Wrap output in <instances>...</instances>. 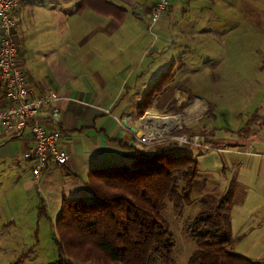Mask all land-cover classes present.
I'll use <instances>...</instances> for the list:
<instances>
[{"label":"crops","instance_id":"1","mask_svg":"<svg viewBox=\"0 0 264 264\" xmlns=\"http://www.w3.org/2000/svg\"><path fill=\"white\" fill-rule=\"evenodd\" d=\"M156 2L22 0L19 23L13 32L20 49L18 65L37 91L50 86L63 98L58 104L59 119L63 146L70 153V161L65 167H49L37 183L32 164L24 159L30 138L27 134L10 138L0 124L1 178L12 177L16 185L21 184L27 191L36 189L61 203L64 199L89 200L93 197L87 185L91 170L130 163L126 156L138 149L135 144L131 146L128 126L118 119L139 120L138 105L159 78L145 92L137 109L128 110L132 104L129 98L134 95L131 90L145 82V75L155 61L154 58L147 61L146 56L155 42L148 28L150 11ZM176 3L184 5L186 2L177 0ZM168 16L163 17L157 27L162 28ZM171 64L175 67L173 61L168 68ZM185 95L188 96L185 89L175 86L172 98L161 104L153 105V102L150 109H166L173 100L188 99ZM154 97L159 100L160 95ZM201 102L189 110V116L203 107ZM7 105L0 86V109ZM258 115L256 121L260 129L252 125V118L251 126L228 130L222 146L229 150L223 154L229 156L226 159L233 168L232 177L237 178L245 195L243 212L236 207L243 215L235 213L230 217L231 250L245 245L242 252L246 256H243L253 261L259 259V249L264 255V112ZM123 143H127V147ZM238 163L242 172L235 174Z\"/></svg>","mask_w":264,"mask_h":264},{"label":"rangeland","instance_id":"2","mask_svg":"<svg viewBox=\"0 0 264 264\" xmlns=\"http://www.w3.org/2000/svg\"><path fill=\"white\" fill-rule=\"evenodd\" d=\"M176 1L172 0L163 16L169 15L163 27L156 25L148 32L155 42L152 47L150 45L146 60L154 58L155 61L145 75V82L131 90L134 95L129 98L132 104L127 109L136 110L150 85L167 71L170 62L175 61V78L162 88L157 86L156 90L162 92L157 94L159 100L153 97L152 103L161 104L172 98L175 86L185 89L188 96L184 97L188 99L173 100L166 109H150L139 122L149 115L174 118V127L165 128L162 123L153 127L157 138L179 126L169 136L187 134L194 142L197 136L201 140L202 135H206L201 146H179L199 164L191 196L193 203L177 213L174 205L167 201L163 212L176 241L173 264H187L197 250L196 241L189 235L196 218L205 220L203 230L213 229L227 237L231 233V218L235 213L243 215L244 191L237 178L232 177L233 168L226 159L229 156L219 150L225 148L222 146L228 130L251 126L252 118V125L260 129L256 120L258 114L264 112V0H185L184 5L175 4ZM200 101L204 106L189 116L187 110ZM139 122L137 126H144ZM182 127L194 134L183 131ZM172 142L175 141L157 142L155 149L148 153L157 152L162 145ZM240 167L238 163L235 174ZM184 186L180 180L179 191ZM61 209V200H51L48 194L36 189L27 191L7 175L0 177V264H55L59 254L57 241L60 240L56 223ZM243 247H235L232 251L245 255ZM257 253L259 259H254L255 262H264L261 249Z\"/></svg>","mask_w":264,"mask_h":264},{"label":"trees","instance_id":"3","mask_svg":"<svg viewBox=\"0 0 264 264\" xmlns=\"http://www.w3.org/2000/svg\"><path fill=\"white\" fill-rule=\"evenodd\" d=\"M174 78L171 64L140 104L137 118L144 116L153 97L162 92L156 90L157 86L162 88ZM181 129L194 134L186 127ZM179 148L175 142L164 144L153 155L134 149L133 155L126 156L129 164L91 170L87 185L93 197L63 200L56 223L60 240L55 264H75L74 260L91 264H173L176 241L163 216L165 203L171 202L174 211L182 213L193 203L191 196L199 174L198 161ZM180 180L185 186L179 191ZM201 219L196 218L189 229L197 250L187 264H264L234 253L231 233L225 237L213 229L203 230L205 220Z\"/></svg>","mask_w":264,"mask_h":264},{"label":"built area","instance_id":"4","mask_svg":"<svg viewBox=\"0 0 264 264\" xmlns=\"http://www.w3.org/2000/svg\"><path fill=\"white\" fill-rule=\"evenodd\" d=\"M21 3L22 0H0V86L8 102L7 107L0 109V124L10 138H21L26 134L30 138L31 144L24 153V159L32 164L34 178L40 183L43 173L49 167L67 166L70 153L63 146L60 128L58 104L63 98L50 86L43 91H37L18 65L20 49L13 32L19 23L18 12ZM171 4L172 0L157 1L150 11L149 31L158 25ZM118 121L128 126L129 136L135 147L146 155H149L148 150L155 149L157 142L169 139L175 141L178 146H201L205 141L204 137L200 140L197 136L194 143L191 141L193 138L187 134L169 136L180 126L168 134L164 133L162 137L150 139L146 137L148 133L144 126H137L139 120L132 121L125 117L119 118ZM133 128L137 129L141 136L132 132ZM207 148L211 149L209 146ZM219 151L229 150L224 148Z\"/></svg>","mask_w":264,"mask_h":264},{"label":"bare ground","instance_id":"5","mask_svg":"<svg viewBox=\"0 0 264 264\" xmlns=\"http://www.w3.org/2000/svg\"><path fill=\"white\" fill-rule=\"evenodd\" d=\"M200 106H204V103L201 102L200 103ZM190 109L187 110V113H188V111ZM190 116H192V115H190ZM173 120H174V118L172 119L171 117H164V118H162L159 115H149L146 118L145 121H142V122H139V123H144V128L147 130V133H148L146 137H148L150 139H156L157 138L156 137L157 136L156 135L157 133H156V131L154 130L153 127H156L158 125V123H162L165 128H168V127H171V126L174 127L175 121H173ZM150 122H152V123H150Z\"/></svg>","mask_w":264,"mask_h":264},{"label":"water","instance_id":"6","mask_svg":"<svg viewBox=\"0 0 264 264\" xmlns=\"http://www.w3.org/2000/svg\"><path fill=\"white\" fill-rule=\"evenodd\" d=\"M131 130H132V132L136 133L138 136H141V133H140L137 129L133 128V129H131ZM134 144H135V143H134V141L132 140L131 146H133Z\"/></svg>","mask_w":264,"mask_h":264}]
</instances>
